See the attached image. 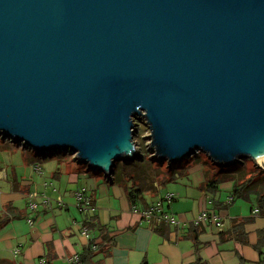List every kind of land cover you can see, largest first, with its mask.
<instances>
[{
  "label": "water",
  "instance_id": "1",
  "mask_svg": "<svg viewBox=\"0 0 264 264\" xmlns=\"http://www.w3.org/2000/svg\"><path fill=\"white\" fill-rule=\"evenodd\" d=\"M142 123L160 165L264 171V0H0V139L111 179Z\"/></svg>",
  "mask_w": 264,
  "mask_h": 264
},
{
  "label": "crops",
  "instance_id": "2",
  "mask_svg": "<svg viewBox=\"0 0 264 264\" xmlns=\"http://www.w3.org/2000/svg\"><path fill=\"white\" fill-rule=\"evenodd\" d=\"M22 150L31 154L20 167L11 164L7 170L0 168V215L13 209L10 220L0 227V264H71L69 259L89 245L79 226L86 214L79 210L74 196L81 189L87 190L96 207L92 214L95 220L90 223L97 228L91 229L88 223L99 238L94 264H260L264 258V213L253 214L259 208L255 194L234 197L232 180L218 183L216 192L208 190L206 181L213 171L207 166L194 163L169 183H164L162 176L154 191L143 194L144 200H133L130 194L138 184L117 182L115 173L108 179L60 153L38 162L31 150ZM34 164H40L43 172L34 171ZM44 181L52 182L58 190L47 191L54 199L53 210L42 208L35 214L28 208L26 194L44 192ZM170 193L175 198L165 204L166 210L188 225L207 207L223 216V226L208 225L197 231L168 225L153 228L133 212L134 206L145 209ZM58 196L62 203L55 201ZM208 197L214 199L213 204L206 203ZM23 202L26 210L21 211ZM29 218L34 219L33 225ZM101 227L106 229V240ZM16 249L20 254H14Z\"/></svg>",
  "mask_w": 264,
  "mask_h": 264
},
{
  "label": "trees",
  "instance_id": "3",
  "mask_svg": "<svg viewBox=\"0 0 264 264\" xmlns=\"http://www.w3.org/2000/svg\"><path fill=\"white\" fill-rule=\"evenodd\" d=\"M31 152L34 154L35 159L38 162H42L43 159H46V156L51 157L58 155L57 153L40 155L35 151H31ZM136 165L138 167H136ZM243 165L245 164H241L238 166H243ZM125 166L126 167H124L122 171H116L114 173H115V177L117 178V182L121 183L122 181L127 182L129 180H132L133 184H138V186L133 187L134 191H132L130 194L133 200H139V199L144 200L143 194L146 192L154 191L156 188L155 187V182H157L156 180L162 177L160 176L161 174L165 175L164 171H162V169L154 163L153 158L151 157V159L149 158L147 159L146 155H143L137 164L130 162L128 166L127 165ZM188 167L189 164L187 166H182V164L168 165L166 171L167 175L163 182L169 183L176 180L177 176H181ZM238 168L239 169L235 172L230 171L232 169L222 168L221 172L218 175V178L215 179L207 178L208 180L206 181V188L208 190H211L212 192H216L217 191L216 185L218 183L220 184L227 180H232L235 182L233 196L240 199V198H245L249 193H254L256 201L258 203V207L262 211V213H264V172L261 171V173L259 172L258 174L248 176L247 171L245 169H243L242 167H238ZM136 169H138V173L134 172ZM12 212L13 209L8 208L4 214L0 215V227L4 226L10 220L9 217L12 216ZM94 218L92 220H95ZM90 228L96 229L97 225L95 223L93 224L92 222L90 223ZM161 229L162 228L158 227L156 231L160 232ZM99 230L102 233V237H104V240H106L107 235L103 233L105 232L106 229L101 227L99 228ZM195 230L197 231L198 229ZM195 240L196 243H198V237H196ZM80 255H81L82 264H94V258L97 255V251H93L91 247H86ZM198 261H200V259ZM197 264H199V262ZM260 264H263V262L261 261Z\"/></svg>",
  "mask_w": 264,
  "mask_h": 264
},
{
  "label": "built area",
  "instance_id": "4",
  "mask_svg": "<svg viewBox=\"0 0 264 264\" xmlns=\"http://www.w3.org/2000/svg\"><path fill=\"white\" fill-rule=\"evenodd\" d=\"M33 170L39 173H42V168L40 164H34ZM108 179H110L109 176H107ZM112 178V176H111ZM43 188L44 192H28L26 194L28 208L35 214H39L40 210L43 208L46 211L47 210H53V201L54 199L51 197L50 194H48V190H51L52 193L57 192V188L55 185L50 181H44L43 182ZM86 189L77 190L74 194L77 207L80 211L86 214V218L84 221H81L79 223L80 226V233L83 237H85L89 241L88 247H91L93 251H98L99 249V238L93 235L91 232V229L88 227V223H90L92 219V214L96 212V207L94 205V202L91 197H89L87 194ZM175 195L170 193L167 194L163 200H159L153 205L148 206L145 209H140L137 206L133 207V212L135 214L140 215L143 219L146 220V222L153 226V228L159 226V225H168L171 227H175L177 229H186L187 227H193L195 229H200L202 227H206L208 225H213L216 227H222L224 223V218L220 214H218L216 211L208 209H204L189 225L186 221L182 220L178 216H176L173 213H170L166 210L165 204H171L174 200ZM233 197L228 199V202H233ZM56 202L62 203L63 198L61 196H58L55 199ZM214 199L211 197L207 198L208 204H213ZM254 215L261 214V211L259 208L254 209L253 211ZM28 223L30 225L34 224V219L29 218ZM15 255L20 254V249H16L13 251ZM69 262L71 264H82L81 261V255L75 254L69 259ZM264 264V258L262 260Z\"/></svg>",
  "mask_w": 264,
  "mask_h": 264
},
{
  "label": "rangeland",
  "instance_id": "5",
  "mask_svg": "<svg viewBox=\"0 0 264 264\" xmlns=\"http://www.w3.org/2000/svg\"><path fill=\"white\" fill-rule=\"evenodd\" d=\"M149 135H150V131H149L148 127L146 125H144L143 123L140 124V126H138L137 134L135 135V142H136L139 154L146 155L147 159L148 158L151 159V157H152L150 152H149V150H148V146H147L149 144L148 138L144 140V138L148 137ZM2 144L6 145L7 147L2 146ZM22 151L23 150H22V148H20V146H18L16 144H13L10 140H2V139H0V168L4 167L7 170V169L10 168L11 164L15 165L16 167H20L19 165L24 163V160L27 157V155L30 156V154H31L30 152L25 151V153H24L25 155H24ZM59 156H62L63 158L67 157V158L72 159V160H74V158L76 157L75 155H70L69 153H60ZM129 163L130 162H128L127 164L126 163H124V164L119 163L117 168H116V170H115V172L116 171H122L123 168L126 167L125 165L128 166ZM131 163H134V164L136 163L137 164L138 160L135 161V162H131ZM154 163L157 166H159L162 169V171H164V173H165V175L161 174L160 176L164 175L165 177L163 176V178H166V175H167L166 171H167V168H168V164H166V163L162 164L161 163V165H160V162H156V161H154ZM194 163L199 164L198 166H200V167L207 166V170L209 172L212 170L213 173L212 174L209 173V175H208V177L211 178V179L218 178V175L221 172V168H219L218 166L214 165L209 160L208 156L205 155L202 152L196 154V156H194L192 158H188V159L184 160V162L181 163V164H182V166H187L188 164H189V166H191ZM244 164L245 165H243V166H238L237 165V166H235L233 168H229V169H233V170H230V171H234L235 172V171H237L239 169L238 167H242L243 169H245L247 171L248 176L249 175L258 174L259 172L261 173V171H262L259 168H256L257 166L252 161L247 160V161H245ZM136 167H138V166L136 165ZM134 172L138 173V169H136ZM135 176H138V175H135ZM129 185L133 186V181L132 180H129ZM24 205H25L24 202L20 203V207L19 208H21V211L26 210Z\"/></svg>",
  "mask_w": 264,
  "mask_h": 264
}]
</instances>
